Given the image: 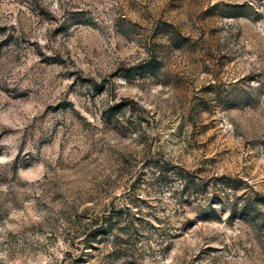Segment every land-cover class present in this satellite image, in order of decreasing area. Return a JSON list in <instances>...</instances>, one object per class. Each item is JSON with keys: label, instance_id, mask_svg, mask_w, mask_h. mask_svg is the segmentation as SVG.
Returning <instances> with one entry per match:
<instances>
[{"label": "rangeland", "instance_id": "obj_1", "mask_svg": "<svg viewBox=\"0 0 264 264\" xmlns=\"http://www.w3.org/2000/svg\"><path fill=\"white\" fill-rule=\"evenodd\" d=\"M0 264H264V0H0Z\"/></svg>", "mask_w": 264, "mask_h": 264}]
</instances>
